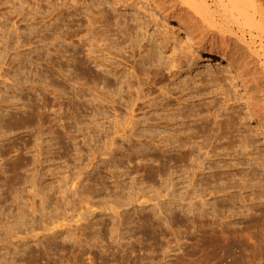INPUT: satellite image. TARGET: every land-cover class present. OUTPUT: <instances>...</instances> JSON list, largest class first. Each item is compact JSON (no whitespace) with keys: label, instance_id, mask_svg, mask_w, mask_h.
<instances>
[{"label":"rangeland","instance_id":"374dc122","mask_svg":"<svg viewBox=\"0 0 264 264\" xmlns=\"http://www.w3.org/2000/svg\"><path fill=\"white\" fill-rule=\"evenodd\" d=\"M135 3L0 0V264H264L259 212L231 203L250 159L201 69L235 81L264 163L241 87L201 47L146 45Z\"/></svg>","mask_w":264,"mask_h":264},{"label":"bare ground","instance_id":"6f19581e","mask_svg":"<svg viewBox=\"0 0 264 264\" xmlns=\"http://www.w3.org/2000/svg\"><path fill=\"white\" fill-rule=\"evenodd\" d=\"M146 3L151 8L148 12ZM135 9L136 32L142 33L146 45H158L159 48L166 45L186 44L196 48L201 47V58L206 57V61L218 60L226 63L227 70L234 74L236 85L241 87L239 90L245 97L248 114L256 121V127L260 128V132L264 135V14L261 12L264 8L260 11L254 0H136ZM153 12H158L165 21L171 20L176 23L177 28L186 33L185 39L180 36L181 33L179 35L170 31ZM148 27L162 30L158 34L153 32L151 35H146ZM233 82L235 83L230 79L227 71L215 70L211 66L201 69V96L207 97L211 94L219 96L207 101L205 105L217 109L216 117L221 124L224 122L232 125L233 129L224 135L238 143L235 147L249 157V166L253 170L247 177V186L243 185L244 188L239 190L237 196L231 195L233 200L230 201L241 204L242 210H238L239 216L258 211L261 220L246 222L248 228L262 231L264 203L254 202L255 199L264 197L262 194L264 163L256 160L260 153L259 147L255 142L250 143L249 139H246L247 120L241 116L239 98H232L228 87ZM247 201L250 204H246ZM234 217H236L234 213L228 215V218ZM224 231L225 229L222 228L221 236H224ZM203 234L206 237L205 230ZM216 248L223 251L224 241L216 244Z\"/></svg>","mask_w":264,"mask_h":264}]
</instances>
